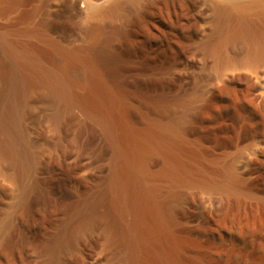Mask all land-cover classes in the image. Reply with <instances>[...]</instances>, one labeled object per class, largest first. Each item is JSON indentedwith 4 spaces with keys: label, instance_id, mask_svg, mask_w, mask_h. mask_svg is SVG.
Masks as SVG:
<instances>
[{
    "label": "bare ground",
    "instance_id": "obj_1",
    "mask_svg": "<svg viewBox=\"0 0 264 264\" xmlns=\"http://www.w3.org/2000/svg\"><path fill=\"white\" fill-rule=\"evenodd\" d=\"M19 1L0 0V15H12ZM152 1L79 0L88 24L81 47H63L44 29H0V179L5 159L15 168L8 174L13 188L5 193L10 209L0 218V264H210L213 246L206 229L186 228L184 214L175 210L188 192L215 196L214 207L204 205L201 217L215 225L264 214L263 152L219 164L202 156L198 135L202 108L229 94L221 86L226 80L247 78L238 74L243 68L257 72L260 81L247 78V86L237 88L239 96L264 107V93L257 92L264 79V0ZM130 15L152 27L155 18H164L161 28L149 31L144 25L142 42L120 54L103 41L110 23ZM47 48L59 50L63 67L48 62ZM144 57L154 71L178 80L163 94L169 112L164 119L157 114L158 94L147 96L150 105L141 111L132 88L123 83L130 65ZM76 68L85 72L79 69L85 74L83 88L70 78ZM40 85L54 99L50 128L65 141L60 157H48L52 171L40 167V147L30 141L23 118L28 94ZM222 101L220 107L226 105ZM69 111L75 112L73 119L66 117ZM230 117L239 124L240 138L258 133L246 115L232 111ZM54 197L69 203L62 214L52 210ZM248 262L242 264H264Z\"/></svg>",
    "mask_w": 264,
    "mask_h": 264
},
{
    "label": "rangeland",
    "instance_id": "obj_2",
    "mask_svg": "<svg viewBox=\"0 0 264 264\" xmlns=\"http://www.w3.org/2000/svg\"><path fill=\"white\" fill-rule=\"evenodd\" d=\"M13 1L16 2L17 0H13ZM23 1L21 0L18 2V3H21L20 4L21 7L18 4L16 11L12 13V15H8V16L0 15V29L1 30L3 28L4 30L6 28H7L6 30H10V29L15 30L14 28H16V30L18 29L17 31L24 32V31H27V29L28 30L30 29V31L32 29H33L32 31H34L35 28H37L36 30L44 29L43 32L46 31L49 37L51 36L52 39L54 38L59 43V45L61 46L63 45V47L69 48L73 46L76 47L79 45L81 46L84 45V43L86 42V36L84 35L87 32V31L85 32V30H87L86 28H88L87 27L88 24H86V21H84L86 19H84L85 16L81 12L82 8H80L81 3L79 2V0H77L78 1L77 3H76V0H32V1L23 0ZM144 1L145 0H143V2ZM161 1L162 0L160 1L153 0L152 2L155 4L157 3L159 4V2ZM72 3H75V4H72ZM18 7L20 10H18ZM167 9L168 8L166 7H164L163 9L164 17L166 16L165 15L166 12L168 11ZM167 13H169V11ZM28 15L30 16L32 15L33 18L30 17V20H29ZM163 16H160L157 19L155 18L154 21L151 22L152 23L151 25H153V27L150 26V24L147 25L146 22L143 21L144 19H141V17L139 16L138 18L141 19L142 22H145V23H142L139 19H137V16L135 17V15H134L135 18L133 17V15H130L131 18L127 17L124 21H122L123 23L122 22L120 23V21L115 22V23L114 22L110 23L108 25L110 29V36L109 34L106 33V36L103 42L108 41L109 43L113 45V47L115 45L114 50H116L117 53L119 52L120 54H126V52L129 53L133 49L132 47L135 44H138L141 40H143V35L147 33L146 31H144V30H147L145 29L147 27H145L144 25L149 26L148 27L150 28L148 29L149 31L152 30L154 26L157 27L159 25L160 27H157V29L161 28L162 27L161 19L164 18ZM136 20H139L140 23H138ZM31 22H33L34 24ZM153 22L154 24H157V25H154ZM141 23L143 24V30L139 29L141 28V26L139 27V24ZM137 32L138 33L140 32V34H138ZM38 35L40 36V34H35V36L37 37ZM106 37L109 39H107ZM134 42L136 43L134 44ZM58 51L59 50L57 49L48 50L49 53H47V56L48 55L49 56L48 57L46 56V57H47V60L50 58L53 61V63H55L54 65L58 66L61 63V65L59 66L63 67L64 60L63 61L62 59L60 60L62 56L60 55ZM196 55L198 56V58H200L201 56V59H202L201 54L197 53ZM239 55L240 54H236V56L238 57ZM243 55L244 54L241 53L240 55L241 57L239 59L235 56H232V57L237 58V60L240 62L243 60V57H244ZM50 59L48 60V62L52 63ZM145 59L146 57L142 58L141 60L143 61L140 60L139 62L140 64L138 63V64L130 65L129 67L130 70L129 69L127 70L123 83H126L127 85L126 84L124 85H126L130 90L132 88L133 92L132 90L131 92L134 93L135 95L132 94L131 96L135 97L136 99L135 103L137 104V106L139 104L138 108L141 107L140 108L141 111H146V109H148L150 105L149 98H151V96H153L155 93L158 94L157 96L159 98L158 99L159 103L157 106L159 108L157 111L159 112L157 114L160 119L162 118L164 119L168 115V114H165L166 112H168L167 110L168 107H166L167 105L164 104L163 94H165L170 88L172 89L175 86H177L178 80L172 74L168 76V74L166 73L167 74V77H166L165 72L163 71L160 72L159 69L157 71L156 70L154 71L151 60L147 58L145 61ZM79 69L80 71L85 73L83 69L81 68H78V69L76 68L74 70L72 69L70 71L71 72L74 71V72H72V75H70V78L73 77L76 83L78 82V86L83 88V82H84L83 80L85 78L84 76L85 74L82 75V72H80ZM244 69L245 68L241 69V71L238 73L242 77V79L243 77H247L248 79L250 78L254 82L258 81V77H257L258 75H256L257 72L252 73L253 70H250V69L244 70ZM70 71L68 73H71ZM194 71L195 72L197 71L196 67H192L191 69L192 74L194 73ZM154 72H156L157 74L156 73L154 74ZM68 73L67 75L69 77ZM259 74H260L259 76H263L261 75V73ZM262 74L264 73L262 72ZM247 78H244L245 80L244 79L241 80L243 81V83L238 78L234 79L233 81L226 80L221 86L222 88L227 89L229 91L228 93L231 94V96L229 94H226L221 97L222 99L221 98H218L219 100L211 99L210 101L211 103H209V105L204 106L202 108L203 116L200 118L198 122V126H199L198 135L201 140V144L203 146L202 156L205 158H208L209 160L213 159L219 164H220L221 159L223 160V159H226L227 157H232L238 162H241L242 160H244V157H246L247 155L251 157H257L258 151L263 152V155H264V107H260L256 105V103H254L253 101L251 102L249 101L248 103L247 99L245 101V99L239 96L240 95L239 92H241L240 91L241 88H245L247 86V85L245 86V82H244L248 80ZM242 84H244V86ZM227 86H229L230 89ZM232 86L233 87L235 86L234 87L235 89ZM43 87L44 86H41V85L36 88L34 87V90H31L30 93L28 94V98H27L28 100L24 106L23 118L28 128V135H29L30 141L31 142L36 141L38 143L37 144L38 147H40V159H39L40 167L44 168L46 171H52L53 167L52 169H50L51 166L49 165V163H47V161L50 158V156L60 157L62 155V148H63V144L65 143V141L61 139L60 136H57L56 133L54 134V131L52 132L50 128L47 118L50 116L51 114L50 112H52V109H53L52 103H54V99H53V96H51L52 94L48 91V89L45 87L43 88ZM238 87L240 90L237 89ZM236 89L237 91H235ZM230 90L232 93H230ZM257 92L264 93V79L261 80V84H259V88ZM236 95L239 96V98H237L238 100L236 99L237 97ZM210 97L212 98V96ZM214 101L216 103H214ZM221 101L224 102V104H226L225 106L221 105L222 108L218 104ZM140 104L142 106H140ZM159 104L160 105L162 104L161 105L162 109H160ZM216 105L220 108V110L216 109L218 108ZM165 108H166V111H165ZM232 111L239 112L243 115H246V117L250 119L255 126L257 125L255 129L258 133L254 136L251 135L247 138H240L238 136V129H239L238 125L239 124L236 122L235 119H232L230 117ZM161 112L163 113L161 114ZM218 112H221V113H218ZM262 112H263V115H262ZM136 114L137 115H135V117L139 118L137 116H140V115L138 113ZM161 115L164 117H160ZM217 116H218V119H217ZM66 117L68 119L69 118L73 119L75 117V112L74 111L67 112ZM209 117H211L210 120H208ZM233 124L235 125L238 124V125L235 126ZM250 138L251 140H249ZM239 142L240 144H238ZM8 160L6 159L4 160L5 161L4 162L5 163L4 172H6L5 177H1L0 179V191H1L0 197L1 198L3 197L1 200L3 202L0 201V218L5 216L6 212L10 209L9 201H11V198L10 197L8 198L5 193H7L8 191H11L13 188L12 182H10L11 184L9 183L10 178L8 179V177L10 174L11 176L14 175L15 168L11 164L13 163V161L11 159H8ZM12 166L14 169L12 168ZM65 174H67L66 175L67 181L70 182L71 187H74L76 185V181L70 178L71 175L68 170L65 171ZM81 174L83 173L81 172ZM90 182L92 183V181ZM214 197H215L214 195L208 193L207 191L193 190L187 193L185 200L182 202V204H180V206L178 204L175 205V210L181 216H183L184 214L183 218H184V224L186 228H189V227L196 228L199 226V227H203L204 229H206L205 230L206 239H208L207 241L208 242L210 241L209 244L213 246V250L209 253L210 264H242L244 261L246 262L249 261L248 263H250L254 260L264 262V214L257 216L254 220H250V219H242V221L236 220L238 222L237 223L235 222L233 225L230 224V226L229 224L221 223L220 224L221 227H220V225H215L210 218H206V217L201 218L202 216H204L202 213V207L204 205L208 204L207 205L208 207H212V208L214 207V203H215ZM54 199H53L54 206L52 207V210L54 211L56 209L54 212H57V213L60 212L59 214H62L63 211H65L67 207L69 206L68 201L61 197H57V198L54 197ZM248 221H251V222L248 223ZM240 222L242 223L239 225ZM95 247L97 250L95 249ZM95 247H94V253L99 254L101 252V247L99 246V244L97 245V243ZM41 248L44 249V246L42 245ZM214 251H217V252H214ZM252 255H253V258H252ZM1 264H6V263L1 261Z\"/></svg>",
    "mask_w": 264,
    "mask_h": 264
}]
</instances>
